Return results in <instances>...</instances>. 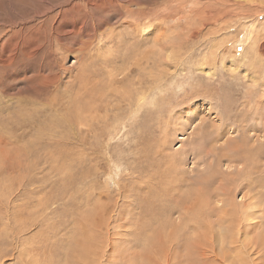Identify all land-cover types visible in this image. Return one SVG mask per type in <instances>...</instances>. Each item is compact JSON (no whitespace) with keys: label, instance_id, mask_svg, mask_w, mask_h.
I'll return each mask as SVG.
<instances>
[{"label":"rangeland","instance_id":"rangeland-1","mask_svg":"<svg viewBox=\"0 0 264 264\" xmlns=\"http://www.w3.org/2000/svg\"><path fill=\"white\" fill-rule=\"evenodd\" d=\"M214 2L0 0V264H264V0Z\"/></svg>","mask_w":264,"mask_h":264},{"label":"bare ground","instance_id":"bare-ground-1","mask_svg":"<svg viewBox=\"0 0 264 264\" xmlns=\"http://www.w3.org/2000/svg\"><path fill=\"white\" fill-rule=\"evenodd\" d=\"M214 1H215V2H223V3L231 2V1L234 2V0H214ZM215 2H214V3H215ZM90 4L93 5V6H98L97 3H90ZM211 4H213V3H211ZM224 5H225V4H224ZM206 7H207V6H206ZM213 8H214V7H213ZM204 9H205V7H204ZM223 9H224V8H223ZM76 10H77V9H76ZM209 10H210V9H209ZM212 10L214 11V9H212ZM71 11H72V10H71ZM200 11H202V9H201ZM203 11H204V10H203ZM203 11H202V12H203ZM210 11H211V10H210ZM213 11H212V12H213ZM217 11H219V10L217 9ZM224 11H225V10H224ZM212 12H211V13H212ZM221 12H222V11H221ZM231 12H232V11H231ZM203 13H204V12H203ZM223 13H224V12H223ZM223 13H222V14H223ZM232 13H234V12H232ZM212 14H213V13H212ZM216 14H217V13H216ZM216 14H215V15H216ZM215 15H214V17H215ZM198 16H199V15H198ZM205 17H206V16H205ZM222 17H223V16H222ZM200 18H201V17H200ZM223 18H224V17H223ZM209 19H211V18H209ZM218 19H219V18H218ZM73 20H74V19H73ZM216 21H218V20H216ZM224 22H225V21H224ZM226 23H227V22H226ZM197 25H198V24H197ZM145 26H146V25H145ZM141 32H142V31H141ZM152 32H153V31H152ZM160 36H161V35H160ZM160 36H159V37H160ZM205 37H206V36H205ZM188 38H189V37H188ZM257 40H258V39H257ZM257 40H256V41H257ZM156 41H157V40H156ZM157 44H158V43H157ZM159 44H160V43H159ZM261 44H262V43H261ZM164 46H165V45H164ZM172 46H174V45H172ZM162 48H163V47H162ZM166 48H167V47H166ZM259 49H260V48H259ZM259 49H258V50H259ZM261 50L264 51V47H261ZM255 51H256V50H255ZM260 52H261V51H260ZM261 54H262V52H261ZM259 55H260V54H259ZM257 56H258V55H257ZM257 56H254V57L256 58ZM141 79H142V78H141ZM155 82H156V81H155ZM225 129H226V128H225ZM212 135H213V134H212ZM219 135H220V133H219ZM84 234H85V233H84Z\"/></svg>","mask_w":264,"mask_h":264}]
</instances>
